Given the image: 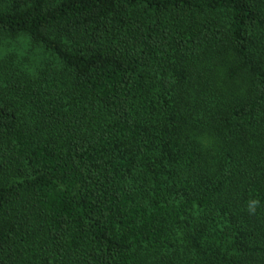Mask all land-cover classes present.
Instances as JSON below:
<instances>
[{
	"label": "trees",
	"instance_id": "trees-1",
	"mask_svg": "<svg viewBox=\"0 0 264 264\" xmlns=\"http://www.w3.org/2000/svg\"><path fill=\"white\" fill-rule=\"evenodd\" d=\"M0 264H264V0H0Z\"/></svg>",
	"mask_w": 264,
	"mask_h": 264
}]
</instances>
